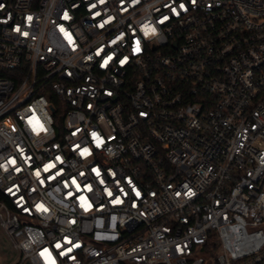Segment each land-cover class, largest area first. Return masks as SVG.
Listing matches in <instances>:
<instances>
[{"label":"built area","instance_id":"obj_1","mask_svg":"<svg viewBox=\"0 0 264 264\" xmlns=\"http://www.w3.org/2000/svg\"><path fill=\"white\" fill-rule=\"evenodd\" d=\"M0 227L17 264H264V0H0Z\"/></svg>","mask_w":264,"mask_h":264},{"label":"rangeland","instance_id":"obj_2","mask_svg":"<svg viewBox=\"0 0 264 264\" xmlns=\"http://www.w3.org/2000/svg\"><path fill=\"white\" fill-rule=\"evenodd\" d=\"M19 252L12 246L7 234L0 227V264H17Z\"/></svg>","mask_w":264,"mask_h":264}]
</instances>
